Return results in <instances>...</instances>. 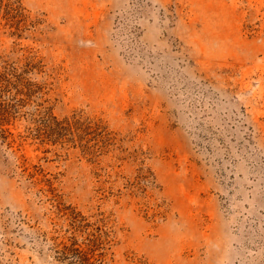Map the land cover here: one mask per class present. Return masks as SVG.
Instances as JSON below:
<instances>
[{"label": "rangeland", "instance_id": "1", "mask_svg": "<svg viewBox=\"0 0 264 264\" xmlns=\"http://www.w3.org/2000/svg\"><path fill=\"white\" fill-rule=\"evenodd\" d=\"M0 264H264V0H0Z\"/></svg>", "mask_w": 264, "mask_h": 264}, {"label": "trees", "instance_id": "2", "mask_svg": "<svg viewBox=\"0 0 264 264\" xmlns=\"http://www.w3.org/2000/svg\"><path fill=\"white\" fill-rule=\"evenodd\" d=\"M6 116L8 117L9 115H8V111H6V110H0V118H4V121H5V118H6Z\"/></svg>", "mask_w": 264, "mask_h": 264}]
</instances>
